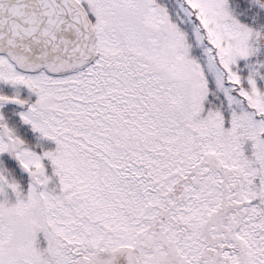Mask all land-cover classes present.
I'll return each instance as SVG.
<instances>
[{"label":"snow or ice","instance_id":"1","mask_svg":"<svg viewBox=\"0 0 264 264\" xmlns=\"http://www.w3.org/2000/svg\"><path fill=\"white\" fill-rule=\"evenodd\" d=\"M0 264H264V0H0Z\"/></svg>","mask_w":264,"mask_h":264}]
</instances>
